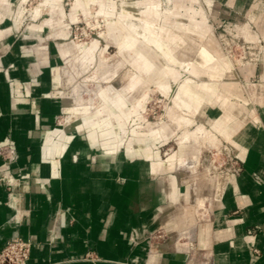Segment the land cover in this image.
<instances>
[{
    "label": "crops",
    "instance_id": "0c3cea01",
    "mask_svg": "<svg viewBox=\"0 0 264 264\" xmlns=\"http://www.w3.org/2000/svg\"><path fill=\"white\" fill-rule=\"evenodd\" d=\"M46 1L49 17L35 10L22 25L19 8L0 20V249L22 236L32 241L26 264H264V231L248 232L264 223V107L251 115L233 75L219 85L245 108H198L212 128L221 121L213 129L236 146L241 166L207 218H196L186 178L148 125L124 139L112 109L109 121L62 118L66 59L81 48L69 40L63 0ZM225 1L256 17L264 34V0ZM151 65L143 59L134 84L157 82ZM247 69L240 75L250 82ZM254 87L251 97L264 98V65ZM160 229L168 238L154 239Z\"/></svg>",
    "mask_w": 264,
    "mask_h": 264
},
{
    "label": "rangeland",
    "instance_id": "374dc122",
    "mask_svg": "<svg viewBox=\"0 0 264 264\" xmlns=\"http://www.w3.org/2000/svg\"><path fill=\"white\" fill-rule=\"evenodd\" d=\"M116 1L63 0L69 40L79 45L81 52L76 51V57L75 54L66 59L67 80H63L61 89L65 97L62 118L65 117L66 122H74L88 112V115L96 114L102 120L108 117L109 121L112 109L123 125L118 132L124 139L134 132L146 131L148 122L162 120L168 123V133L158 134L156 145L164 159L172 155L174 169L186 178L196 218H207L212 203L220 197L227 181L240 170L239 151L212 128L199 110L188 116L190 121L187 123L180 117L185 111L177 107L173 96L155 82L134 84L137 67H141L143 59L132 47L124 46V38L119 37L125 33V21L130 17L117 8ZM176 1L161 0V5L170 11L192 14L207 24V31L200 36L194 50L205 45L219 57L228 56L236 61L232 67L233 75L244 85L245 94L250 96L247 98L249 106L264 107V98L251 97L254 86L260 83V70L264 65V34L257 18L240 12L237 6L225 0ZM128 3L137 4L133 0ZM19 8L24 13L20 19L22 25L34 21L35 10L41 11V19L49 17L51 11L46 0H0V20L6 18L11 10ZM55 10L58 11L57 8ZM150 61L155 65L154 60ZM252 65H256L255 73L249 69ZM246 66L250 82L244 81L240 75ZM68 98L72 99L71 107L66 102ZM198 125H203L206 131L196 130ZM166 238L163 229L154 233L156 240Z\"/></svg>",
    "mask_w": 264,
    "mask_h": 264
},
{
    "label": "bare ground",
    "instance_id": "6f19581e",
    "mask_svg": "<svg viewBox=\"0 0 264 264\" xmlns=\"http://www.w3.org/2000/svg\"><path fill=\"white\" fill-rule=\"evenodd\" d=\"M131 1H116L117 8L130 17L125 21V33H121L119 37L124 38V46L132 47L142 59L154 60L152 62L155 65L148 68L150 77L156 78L155 83L173 96L175 105L185 111L180 116L182 119L188 123V116L205 102L219 103L225 109L245 106L229 101L230 96L219 85L222 80L233 79L230 76L234 74L232 67L236 61L228 56L219 57L205 45L194 50L200 36L207 31L206 23L197 20L192 14L162 7L161 0H133L136 5L128 3ZM177 1L175 3L180 2ZM260 21L263 22L264 29V17ZM63 98L65 103V97ZM246 106L248 111H253L251 115H254V108ZM86 114L88 112L79 118L86 117ZM216 124L218 126H214L219 128L221 121ZM167 127L168 123L162 120L148 124V130L154 137L168 133ZM195 129L206 131L203 125H198ZM185 148L186 146L183 150Z\"/></svg>",
    "mask_w": 264,
    "mask_h": 264
},
{
    "label": "built area",
    "instance_id": "2783aa9c",
    "mask_svg": "<svg viewBox=\"0 0 264 264\" xmlns=\"http://www.w3.org/2000/svg\"><path fill=\"white\" fill-rule=\"evenodd\" d=\"M5 147H0V153L7 155ZM11 159V157H9ZM239 170V169H238ZM264 231V223L256 225L248 230L249 233ZM32 241L22 236L8 238L0 249V264H26L30 258ZM255 255L260 254V249L252 247Z\"/></svg>",
    "mask_w": 264,
    "mask_h": 264
}]
</instances>
